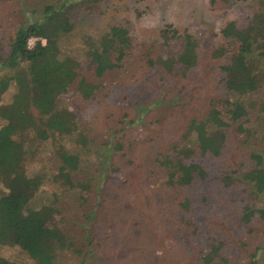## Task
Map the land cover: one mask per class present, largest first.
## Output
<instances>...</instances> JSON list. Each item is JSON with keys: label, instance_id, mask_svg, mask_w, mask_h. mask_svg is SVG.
<instances>
[{"label": "rangeland", "instance_id": "obj_1", "mask_svg": "<svg viewBox=\"0 0 264 264\" xmlns=\"http://www.w3.org/2000/svg\"><path fill=\"white\" fill-rule=\"evenodd\" d=\"M62 1L74 4L66 9L74 28L61 46L77 55L78 74L59 100L89 140L85 149H75V186L57 177L54 153L61 146L74 149V136L22 137L31 151L26 173L44 181L36 203L54 195L66 236L55 264H203V255L219 242L211 264H250L252 256L264 264V223L258 217L242 220L243 208L261 207V199L235 180L252 169V154L264 156V91L247 97L256 105L247 117L230 122L219 158L195 152L185 160L203 165L205 180L167 185L166 171L156 162L161 155L172 157L176 143L190 142L193 135L184 136L192 122H212L209 129L215 130L220 111L230 109L219 65L231 55L215 59L211 52L222 43L221 27H247L259 0H0V49L17 23L37 20L46 4ZM183 33L192 36L198 53L186 74L179 60ZM158 57L174 58V70L151 67ZM240 124L244 131L237 130ZM0 257L31 262L18 246H1Z\"/></svg>", "mask_w": 264, "mask_h": 264}, {"label": "trees", "instance_id": "obj_2", "mask_svg": "<svg viewBox=\"0 0 264 264\" xmlns=\"http://www.w3.org/2000/svg\"><path fill=\"white\" fill-rule=\"evenodd\" d=\"M227 2V0H224ZM248 1V0H236ZM257 11L245 28L235 22H226L220 29L222 43L211 52L215 59L230 54V61L219 65L221 90L229 108L222 109L218 117V127L210 130L212 123L197 125L192 122L184 138L193 135L190 142L174 145L173 156L161 155L156 162L166 171L167 185L186 187L196 179L205 180L207 171L203 165L187 163L191 153L200 152L219 158L227 140L226 129L230 122L248 116L256 107L247 97L264 91V0H259ZM70 5V6H69ZM73 3L62 1L46 4L37 20L16 24L4 50L0 49V247L18 246L31 262H11L0 257V264H55L57 254L67 244L66 236L59 227L58 208L54 195L49 201L37 204V194L43 187L41 176H28L25 162L31 154L25 147L24 134L30 133L41 140L51 137L74 136L75 148H55L60 165L58 178L74 187L71 174L78 169L77 146L83 150L89 144L83 127L68 108L60 105L59 97L66 93L77 78V55L61 46L63 36L74 28L69 20L67 8ZM66 10V11H65ZM183 49L180 52L181 68L186 74L198 61L197 45L191 35L183 33ZM36 42L29 47V42ZM104 36L101 42H107ZM95 51L99 49L94 48ZM103 63L108 65L109 56L103 55ZM174 58L151 60V67L159 66L168 73L174 70ZM179 69V70H180ZM34 82H32V81ZM11 92L9 99L2 102V96ZM230 113V114H229ZM237 130L244 131L242 124ZM19 137L17 141L15 138ZM11 139V141H9ZM21 139V140H20ZM252 169L239 180L249 186V195L260 198L262 206L246 205L242 220L250 223L258 217L264 223V156H251ZM228 187L229 176L223 177ZM53 198V199H52ZM264 240V235H263ZM223 243L211 247L203 255V264H211ZM70 245V244H68ZM220 246V247H219ZM264 249V247H263ZM250 264H256L252 256Z\"/></svg>", "mask_w": 264, "mask_h": 264}]
</instances>
